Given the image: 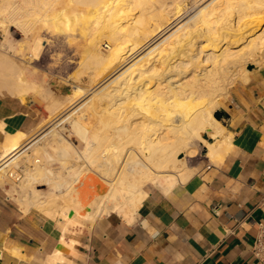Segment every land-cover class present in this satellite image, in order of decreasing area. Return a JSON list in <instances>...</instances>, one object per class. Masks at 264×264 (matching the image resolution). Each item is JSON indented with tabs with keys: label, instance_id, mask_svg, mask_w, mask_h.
I'll list each match as a JSON object with an SVG mask.
<instances>
[{
	"label": "bare ground",
	"instance_id": "obj_1",
	"mask_svg": "<svg viewBox=\"0 0 264 264\" xmlns=\"http://www.w3.org/2000/svg\"><path fill=\"white\" fill-rule=\"evenodd\" d=\"M21 1L28 7L26 3L36 2L38 7L35 8V4L29 9L26 21L15 23L31 33L22 45L26 46L28 59L19 57L20 63L26 66L38 60L48 42L45 36L36 33V27L65 38L68 43L72 42L71 45H74L75 32H79L84 43L80 46L78 71L74 70L75 81L80 75H88L95 86L105 81L95 88L93 96L113 101L102 118L92 106L87 108L89 103L84 109L93 111L85 120L70 116L69 125L81 138V148L55 132L52 125V131L45 135L47 138H41L25 152L28 162L38 158L41 164L26 168L18 184L8 183L6 169L2 166L6 164L8 170L18 167L11 156L19 150L26 136L21 133L6 135L0 154V187L9 185V197L23 206V212L36 209L54 221L60 228L61 246L68 244L65 238L70 244L74 243L73 235L85 224H92L111 213L131 221L147 196L146 187L167 193L187 183L196 175V170L189 169L187 164L196 154L193 140L205 149L204 157L209 166L222 165L233 147L232 135L220 121L212 118V114L219 110L218 100L227 96L228 89L237 81L248 80L247 66L264 65V29L238 50L226 40L239 38L242 26L256 28L264 23V0H250V6L237 5L238 0H196L197 8L192 18L180 26L177 24L183 20L184 10L176 6L172 11L170 0ZM1 2L0 29L5 35L1 44L5 46L9 43L14 10L11 5L14 4L12 0ZM22 10L17 7V12ZM233 10H236L234 22L219 28L222 18ZM200 40L205 44L196 46ZM151 42V49L143 52L135 68H130L129 73H114V76L113 72ZM223 45H226L223 49L219 48ZM153 53L156 54L151 62ZM25 69L0 56V96L25 102L28 90L36 91L40 87L32 77L31 80L26 77ZM112 74L114 78H109V82L107 78ZM85 92L80 85L72 84L70 94L52 102L51 119L78 103ZM130 105L140 109V113L134 115L139 116L140 121L117 124L116 120L112 136L109 135L107 131L114 122L115 111ZM84 109L81 110L85 114ZM59 122L54 123L58 125ZM158 129H166V132L155 137L146 134ZM124 136L131 138L112 146ZM129 142L132 146H126ZM52 151L61 166L58 172L47 167L49 161L53 162ZM38 183L46 188L36 189Z\"/></svg>",
	"mask_w": 264,
	"mask_h": 264
},
{
	"label": "crops",
	"instance_id": "obj_2",
	"mask_svg": "<svg viewBox=\"0 0 264 264\" xmlns=\"http://www.w3.org/2000/svg\"><path fill=\"white\" fill-rule=\"evenodd\" d=\"M223 110L233 147L220 167L207 166L167 193L146 187L131 221L103 216L77 230L74 243L65 238L66 246L54 221L23 212L2 185L0 264H259L251 248L264 222V65L229 90ZM41 118L36 104L0 96V154L7 136L24 134L11 156L22 162L42 133Z\"/></svg>",
	"mask_w": 264,
	"mask_h": 264
},
{
	"label": "rangeland",
	"instance_id": "obj_3",
	"mask_svg": "<svg viewBox=\"0 0 264 264\" xmlns=\"http://www.w3.org/2000/svg\"><path fill=\"white\" fill-rule=\"evenodd\" d=\"M1 1L2 0H0V4H2ZM248 1L250 2V0H238L236 4L237 5L245 4V6L246 5L250 6ZM11 3L14 4V5H11V6L14 7V10L12 11V14H11L12 22H11V27L9 28V37H8L9 43L6 44L5 46H2L1 43L4 41V38H5L4 36L5 35H4L3 31H2V29H0V56L1 57H5V58H9L10 60L16 62L19 66H23L24 68L26 67V69H25L27 71L26 72V77L27 78L29 77V80H31V77H32V81H34L37 85L40 86L38 89H36V91L32 90L33 91L32 92V91L28 90L26 101H25V102H28L30 104H36L37 108L42 113L41 125L43 126V128H42L43 130H42L41 135L38 137V140H40L41 138L43 139L44 137L47 138L46 136L48 135L49 130L52 131V129H53L52 127H54L55 132L58 131L59 133L58 132L57 133L59 135H63L62 137L66 138L67 140L72 142L73 145L81 148L82 145H83V143L81 141V138L76 133V131H74L70 127V125H69L70 122L69 121H70L71 117H74V116H79L82 121L85 120L86 117L93 111L92 108L95 109V112L97 111V112L100 113L101 118L103 116H105V113H107L106 110L109 108L110 104L113 103V101L111 99H109V98H106V97L105 98L104 97L103 98L99 97L100 98L99 99L98 97H94L93 96L94 93H95V90L99 86L103 85L105 83V81H103L101 84H98L99 86L98 85L95 86L94 84L91 83L90 77L88 75H80V76H78L79 79L75 81V78H76L75 74L76 73H74L75 72L74 70L78 71L77 70L79 68V63L78 62L81 61V55H80L79 52H81V49H82L80 46H82V43H84L83 42L84 38L82 37V34L79 33V32H75L76 36H75V39L73 40V42H74L73 44L74 45H71L72 42L68 43L65 38L59 37V36H55V35L51 34L50 32L45 31L43 28L42 29H43L44 32H42L41 30L39 31L38 28L41 29L40 26L36 27V33L38 35L45 36V38L48 40V42L45 43V47L42 49L38 60L32 61L30 63V65L28 64L26 66L23 65L22 63H20V61L18 60L19 57L28 59V54H27L28 51L26 49V46H22V45H24L23 42L26 41V37L29 38V36H31V33H30V30H29V32H26L27 31L26 28H21L20 29L17 25H15V23L22 22L23 20L26 21L27 18H28L26 14L31 12L29 9L30 8H34L33 5H35V4H36L35 8H37L38 4L36 2H33V4L32 3L31 4L30 3H26V5L29 4V7H28V6H25V4L21 0H12ZM169 4H171L170 8L172 9V11H174L176 6H177V7H181L184 10V13L187 14V15L184 14L185 17L183 15V17H182L183 20L180 19L179 20L180 22L178 21L177 26L185 24L184 22H186V23L189 22V21H187L188 18H189V20L192 18L191 14H193L195 9L197 8L196 0H174L173 2L170 0ZM19 6L21 8H23V10L20 11V12H17V7H19ZM25 7H28V8H25ZM27 10H29V11H27ZM235 12H236V10H233L230 13L229 16L223 17L222 21L220 22L219 28H220V26L224 25L225 23H233L234 19H235ZM23 13H24V15H23ZM137 15L138 14L135 13V16H137ZM13 18H15V19H13ZM16 20H17V22H15ZM246 23H249V20H247ZM240 29H242L241 30V36L242 37L239 36V38L236 37V38H232V39L230 38V39L226 40V42L230 43V45H232V47L234 49H236V50H238L241 47H243V45H245L247 43V40L252 38L255 35L256 32H259V31H261V29H264V23H261L256 28L255 27L253 28L252 26L249 25V26L245 27V29H247V30L244 29V26H242ZM31 30H33V29H31ZM167 31L169 32V30H167ZM167 31L165 33H167ZM76 38H78V39L76 40ZM241 38L244 39V40H242ZM156 40H154L152 42L154 43ZM50 41H52V42H50ZM75 41H77V42H75ZM152 42L147 47H145L144 50L141 51V53H139L140 55L138 54L136 57L134 56L131 59H129L128 61H126V63H124L115 72H113V74L114 73L120 74L121 72L129 73L133 68H135L134 65L137 64L136 63V62H138L137 60L142 58L144 53L146 51H148L149 49H151V45H153ZM67 43L70 44L71 46L68 45ZM77 44H78V46H77ZM198 44H200L202 46V45L205 44V42L200 40L196 44V46ZM225 46L226 45H223V47H219V48L223 49ZM219 48H218V50H219ZM155 54L153 53V55L150 56L151 62L154 60L153 58H154ZM162 54H164V53H162ZM78 59H80V61ZM262 62H264V59H262ZM143 65H145V64H143ZM76 66H78V67H76ZM256 66L257 65H255V66L249 65V66L246 67V69L249 70V67H251V69H253ZM146 67H148V64L145 65V68ZM130 68H131V70H130ZM128 70H130V71H128ZM113 74L110 75L107 79L109 80V78H114ZM34 76H35V78H34ZM114 76H115V74H114ZM36 79L39 82L36 81ZM110 81H111V79L109 80V82ZM239 83H243V82L237 81L234 84V86L239 84ZM72 84H78V85H80L81 87H83L85 89L86 92L83 95L84 97L82 96V99L80 98L78 100L79 101L78 103L73 104L72 107L66 109L64 112L62 111L54 119H51V112L50 111H51L52 102L53 101H57V99H58V101L62 100V99L65 98V96L70 94L72 92ZM151 84H153V83H151ZM40 89H42V91ZM230 89H228V92H229ZM108 92H111V89ZM108 92H106V93H108ZM38 94H39V96H38ZM45 98H47V99L45 100ZM227 99H228V94L225 97L219 98V100H218V106L220 107L219 110H221V109L223 110V108L226 106V100ZM90 101H91V103H90ZM86 103H89L90 105L87 106ZM92 103H95V104H92ZM85 104H86L87 108L92 106V108H90L92 110L91 111L89 110V112H88L89 108L88 109L86 108V110H85L84 109L85 108ZM80 108L84 109L85 114H84V112H82L83 110H81ZM197 108L198 107H196V109ZM86 111L88 112V114H86L87 113ZM137 113H140V109L135 108L132 105H130L129 108H127V109L122 108V109H120L118 111H115L114 116H112V121L114 120V122L112 123L111 127L109 128V131H107L109 133V135L112 136L116 120H117V124L122 123V122H127V121L133 122V123L140 121L139 116H134ZM141 115H144V114H141ZM62 117L65 120L66 119L67 120L65 121ZM68 117H70V118H68ZM213 117L214 116L212 114V118ZM59 120H60V122H59ZM54 122H59V124L57 125ZM220 122L222 123L223 120H221ZM55 124L57 126H55ZM52 125H54V126H52ZM162 130L158 129V130H155L154 132L150 130V131H147L146 134H152L155 137L158 134L160 135V134H164L166 132V129H162ZM130 138H131V136H128V137L124 136V137H122L121 140L116 141L118 143H115V144L113 143L112 146H116L117 144H121L122 142H124V141H126L127 139H130ZM133 140L134 139H132V141ZM192 145L195 146V149H197L196 150V154H195V156L193 158H190V159L187 160V164H188V168L189 169L196 170L195 174L197 175V173L198 174L201 173L210 164L206 161V159L204 157L206 151L201 146V144H199V142L197 140H193ZM126 146H132V144L129 142V143L126 144ZM52 154L54 156V157H52L53 162H51L52 160L49 161L47 163V167L49 169L51 168V170L54 171V172H58V171L61 170V166H60V163H58L57 159L55 158V154H54L53 151H52ZM179 157H183V155H179ZM38 160H39L38 158H33V159L30 160V162H28L24 158L22 160V162L20 161L19 163H17L18 167H14V168L11 167V168H9V170L7 169L6 178H8V180H9L8 183H11V184L14 183V181L12 179H9V173L12 174L14 169L20 168V169H22L24 171V170H26V168L27 169L34 168L36 166V164L38 165V162H39V165L41 164V162L38 161ZM72 162H74V160H72ZM50 163H52V164H50ZM48 164H50L51 166L48 165ZM22 177H23V173H22ZM18 183H16V184H18ZM35 187H36V189H45L46 188V186H44L43 183L41 185H40V183H38V184L35 185Z\"/></svg>",
	"mask_w": 264,
	"mask_h": 264
},
{
	"label": "built area",
	"instance_id": "obj_4",
	"mask_svg": "<svg viewBox=\"0 0 264 264\" xmlns=\"http://www.w3.org/2000/svg\"><path fill=\"white\" fill-rule=\"evenodd\" d=\"M9 179H12L14 183H18L22 179V171L20 168L14 169L9 173ZM251 254L259 264H264V222L257 224V233L254 243L251 248Z\"/></svg>",
	"mask_w": 264,
	"mask_h": 264
},
{
	"label": "water",
	"instance_id": "obj_5",
	"mask_svg": "<svg viewBox=\"0 0 264 264\" xmlns=\"http://www.w3.org/2000/svg\"><path fill=\"white\" fill-rule=\"evenodd\" d=\"M249 70H251V67H249ZM213 116L216 120L221 121V120H225L228 118V114L224 111V110H216L213 113Z\"/></svg>",
	"mask_w": 264,
	"mask_h": 264
}]
</instances>
